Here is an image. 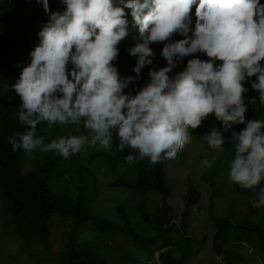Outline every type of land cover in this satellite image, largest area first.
Segmentation results:
<instances>
[{
  "label": "clouds",
  "instance_id": "obj_1",
  "mask_svg": "<svg viewBox=\"0 0 264 264\" xmlns=\"http://www.w3.org/2000/svg\"><path fill=\"white\" fill-rule=\"evenodd\" d=\"M37 2L49 17L38 33L40 42L19 78L4 84L19 97L18 120L27 127L9 138L14 152L39 150L68 159L89 149L111 151L115 137L117 151L135 153L126 155L129 164L147 159L155 165L177 159L192 144L194 130L214 116L219 127L202 135L214 154L203 166L212 168L229 140L234 150L229 180L256 193L254 208L264 207V119L245 115L249 105L264 106L261 0H62L63 12L52 11L49 0ZM127 17L138 28L136 43L128 49L137 57L136 76H121L113 63L130 35ZM177 33L184 38L173 41ZM152 43L164 44L161 55L167 65L150 69V81L134 95L125 92L153 63ZM196 53L207 59H188L183 71L169 75ZM252 77L251 89L258 96L250 98L245 94ZM81 124L85 134L58 136L48 143L47 134H37L38 128L48 132L56 125ZM241 124L243 129L233 130ZM6 253L15 254L1 253L2 261Z\"/></svg>",
  "mask_w": 264,
  "mask_h": 264
},
{
  "label": "trees",
  "instance_id": "obj_2",
  "mask_svg": "<svg viewBox=\"0 0 264 264\" xmlns=\"http://www.w3.org/2000/svg\"><path fill=\"white\" fill-rule=\"evenodd\" d=\"M261 3L264 4V0H261ZM49 6L52 11L63 12L65 10L62 0H49ZM195 7L194 5L191 13L193 27L196 19ZM48 19L49 17L45 14L42 3L37 2V0H0V201L3 203V207L0 209V236L4 233L2 230L12 224H15L18 229L23 220L29 224L28 228L30 230V232L23 233L21 236V241L23 240L22 253L20 252V255L6 253L2 258L5 257L6 264H105L103 259L94 251L78 246L77 241L81 225L89 221L100 233L118 227L135 242L145 245L153 239L160 240L166 237L158 245L159 258L162 264H185L186 255L178 254L176 248L172 246L171 238L166 236V233L170 230L166 223L174 217L171 206L167 204L170 189L166 183V161L153 165L145 159L134 165L135 178L119 177L110 183L111 186L133 189L141 194L155 191L163 196L162 209L158 211L155 209L154 212L149 210L145 198L139 201L137 210L141 213L142 221L144 223H156L154 226L155 232L148 236L142 235L131 224L130 217L123 206H117L122 223L116 224L109 218L93 213L80 197L72 199L67 194L59 195L51 189L49 179L57 167L59 160L57 157L45 158L37 165L35 161L31 170L26 173L23 172L24 152H14L9 138L16 136L18 132L26 131L27 127L18 120L21 103L19 97L11 88L5 90L4 84L14 83L19 78L23 67L30 63L29 53L39 44L38 33ZM127 19L130 35L119 45V56L113 63L117 66L121 76H136L133 68L137 63V57L130 55L128 49L136 43L134 37L138 34V28L133 26L132 18L127 17ZM183 38L182 35L177 33L172 37V40ZM150 47L155 54L153 63L142 69L140 78L130 83L125 92L134 95L139 88L150 81L148 75L150 69L158 70L167 65L166 59L161 55L164 44L152 43ZM197 56L201 59H207V56L202 53L187 56L173 68L169 75L174 76L176 73L183 71L186 68L188 59ZM69 68H71V65H69ZM252 80H255V77L250 78L246 84L249 92L245 95L250 98L258 96V93L251 89ZM245 115L248 120H254L256 117L255 105H249ZM217 127H219V124H217ZM244 127L243 124L234 125L233 130L240 131ZM37 134L45 136L47 132H40L38 128ZM225 135L228 136L230 133ZM117 143L118 140L114 137L115 147ZM227 147L234 152L231 142L226 139L225 148ZM128 154L135 153L131 149H125L124 152L116 151L108 158L111 161L120 162L124 161ZM104 156L101 153H92L90 158L92 161ZM85 169L87 170L89 167ZM207 177L211 179L212 185L210 219L219 225L214 238V251L218 255L224 254V259H226L228 250L226 246L228 244L248 239L249 241L256 240L257 252L264 255V227L261 225L251 226L246 223L237 224L229 218L224 219L216 216L214 208L215 182L212 175L207 174ZM96 179L97 177H94V183H96ZM236 188L243 195L250 192V190L242 189L238 185H236ZM201 198V191L192 182H188L185 206L181 212L182 231L176 229L179 235H187L192 211ZM257 211L262 213L264 207L254 208L251 202L247 213L251 215ZM54 217L69 218L71 221V226L65 233L68 244L63 250L53 249L49 243V223L52 222ZM232 227H236V233H232ZM251 234H254L255 240L251 237ZM170 236H173V233ZM29 237H35L40 243V247H33ZM200 242L202 241L196 240L195 244ZM194 245L191 246L190 253L193 251Z\"/></svg>",
  "mask_w": 264,
  "mask_h": 264
},
{
  "label": "rangeland",
  "instance_id": "obj_3",
  "mask_svg": "<svg viewBox=\"0 0 264 264\" xmlns=\"http://www.w3.org/2000/svg\"><path fill=\"white\" fill-rule=\"evenodd\" d=\"M257 105L259 98L257 97ZM257 119H264V106H255ZM217 126L215 117H209L203 125L194 130L192 144L179 154L175 160H167L166 165V183L170 189V196L167 204L173 211V219L166 223L170 228L166 236L171 238L172 246L178 254H185V264H264V255H258L255 241L233 242L228 244L226 252L227 258L223 255H217L214 252V238L219 229L218 223L210 219V202L212 198L211 179L207 174L212 175L215 182V214L218 217L230 218L238 224L247 223L251 226L264 227V211H257L249 215L248 209L250 203L254 200L256 193L250 190L248 194H241L237 191L236 184H233L228 178V161L234 155V152L227 147V151L221 159L215 161L212 168L203 166L202 161L205 158L211 159L214 150L207 146L202 135L209 132L213 126ZM83 125L61 126L56 125L45 136V143L50 142L58 136L69 134H85ZM117 151L114 143L111 151H96L89 149L86 152L64 159L63 157L49 152L41 153L39 150L33 153H24L22 161V170L24 173L31 170L43 159L48 157H57V167L54 169L49 179V186L59 195L67 194L70 198L80 197L85 205L91 208L93 213L109 218L116 224L122 223V219L117 210V206H123L130 217L131 224L142 235L148 236L155 232L156 223H144L141 219V213L137 210L139 201L146 199L151 212L162 209V195L155 191H149L141 194L133 189L125 187L111 186L110 183L119 177L135 178L136 172L134 165L124 161H111L108 156ZM92 153L104 154L92 160ZM89 167V169H85ZM94 177H97L94 183ZM188 182H192L202 193V198L194 206L191 214L187 235H177L181 229V212L184 209L186 195L188 192ZM97 184V186H96ZM264 186V183H261ZM258 191V189H257ZM69 218L63 219L54 217L50 225L49 243L53 249L63 250L67 246L65 237L66 231L71 226ZM28 223L22 221L17 229L15 224L10 225L0 236V255L3 252H11L20 255L21 236L23 233L30 232ZM176 229L178 230L176 232ZM232 233H236V227L231 228ZM239 230V229H238ZM173 236H170L172 235ZM255 240V237L251 234ZM163 239H153L148 244L135 242L129 235L124 234L118 227L105 232L97 231L86 221L81 225L78 238V246L94 251L99 255L105 264H162L159 258V248ZM193 240V242H192ZM196 240L202 242L196 243ZM33 247H40V243L35 237H29ZM195 244V245H194ZM194 245L190 253L191 246ZM157 250V251H156ZM7 261L0 259V264H6Z\"/></svg>",
  "mask_w": 264,
  "mask_h": 264
}]
</instances>
